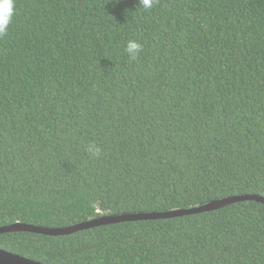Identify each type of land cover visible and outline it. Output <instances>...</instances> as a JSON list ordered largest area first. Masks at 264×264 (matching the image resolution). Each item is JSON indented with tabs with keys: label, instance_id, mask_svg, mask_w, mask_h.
I'll list each match as a JSON object with an SVG mask.
<instances>
[{
	"label": "trees",
	"instance_id": "1",
	"mask_svg": "<svg viewBox=\"0 0 264 264\" xmlns=\"http://www.w3.org/2000/svg\"><path fill=\"white\" fill-rule=\"evenodd\" d=\"M15 3L0 38V227L264 196V0ZM0 250L41 264H264V204L6 233Z\"/></svg>",
	"mask_w": 264,
	"mask_h": 264
},
{
	"label": "water",
	"instance_id": "2",
	"mask_svg": "<svg viewBox=\"0 0 264 264\" xmlns=\"http://www.w3.org/2000/svg\"><path fill=\"white\" fill-rule=\"evenodd\" d=\"M254 201L264 204V196L261 195H241L232 196L227 198H220L210 201L200 206H193L184 209H176L170 211H152V212H136V213H121V214H108L62 227H43L37 225H28L24 223H16L10 226L0 227V235L6 233L24 232L34 233L45 236H67L80 232L83 230L92 229L99 226H106L112 224H118L123 222H137V221H149V220H162L179 218L188 215L200 214L210 211L223 209L229 205L237 204L241 202ZM0 264H41L39 262L26 259L19 255H15L3 250H0Z\"/></svg>",
	"mask_w": 264,
	"mask_h": 264
},
{
	"label": "clouds",
	"instance_id": "3",
	"mask_svg": "<svg viewBox=\"0 0 264 264\" xmlns=\"http://www.w3.org/2000/svg\"><path fill=\"white\" fill-rule=\"evenodd\" d=\"M156 2L157 0H138V8H143L147 11L152 9ZM15 15V0H0V38L8 34ZM124 50L132 60H136L142 50V44L136 40H128ZM86 150L93 157H99L101 152L100 148L95 143L88 144Z\"/></svg>",
	"mask_w": 264,
	"mask_h": 264
}]
</instances>
